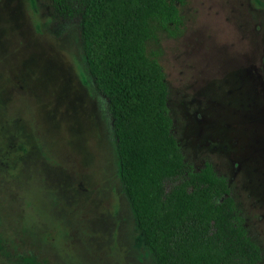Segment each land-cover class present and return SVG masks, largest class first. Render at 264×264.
<instances>
[{"label": "rangeland", "instance_id": "rangeland-1", "mask_svg": "<svg viewBox=\"0 0 264 264\" xmlns=\"http://www.w3.org/2000/svg\"><path fill=\"white\" fill-rule=\"evenodd\" d=\"M157 28L172 133L193 170L229 183L264 264V0H185ZM46 0H0V264H153L120 184L110 115L75 22ZM50 25V30L44 29Z\"/></svg>", "mask_w": 264, "mask_h": 264}, {"label": "trees", "instance_id": "trees-1", "mask_svg": "<svg viewBox=\"0 0 264 264\" xmlns=\"http://www.w3.org/2000/svg\"><path fill=\"white\" fill-rule=\"evenodd\" d=\"M46 1L58 31L67 20L77 25L84 70L110 115L122 192L152 263L260 264L261 248L227 179L209 162L199 170L185 162L172 133L164 71L147 53L157 28L179 30L185 0Z\"/></svg>", "mask_w": 264, "mask_h": 264}, {"label": "flooded vegetation", "instance_id": "flooded-vegetation-1", "mask_svg": "<svg viewBox=\"0 0 264 264\" xmlns=\"http://www.w3.org/2000/svg\"><path fill=\"white\" fill-rule=\"evenodd\" d=\"M205 163H206V162H205ZM205 163H204V164H205ZM202 167H203V166H202ZM227 181H228V180H227ZM228 184H229V183H228ZM229 187H230V186H229Z\"/></svg>", "mask_w": 264, "mask_h": 264}]
</instances>
